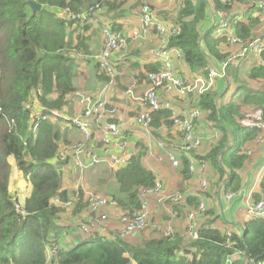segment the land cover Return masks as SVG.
<instances>
[{
    "label": "trees",
    "instance_id": "trees-1",
    "mask_svg": "<svg viewBox=\"0 0 264 264\" xmlns=\"http://www.w3.org/2000/svg\"><path fill=\"white\" fill-rule=\"evenodd\" d=\"M27 1L0 0V264H226L235 252L241 253L240 260L231 264H245L246 260L264 264V220L249 218L242 235L232 233L228 237L214 227L221 217L212 207L203 216L196 238L187 242L181 235L173 234L136 245L97 233L82 234L79 240L74 235L61 241L69 230L72 233L78 230L79 223H60L66 210L53 206L54 198L64 204L72 194L61 190L60 168L66 161L55 164L60 146L67 145L66 131L57 128L49 117L74 92L71 80L75 65L68 51L71 42L67 29L78 21H66L64 10L78 14L85 0H35L42 6L37 13H31ZM106 1V12L114 18L120 17L130 2ZM253 1L246 0L244 21L232 25L234 36L244 41L250 39L263 18L250 5ZM209 7L221 12L231 10L225 0H211V4L207 0H182V7L171 22L178 28V34L170 39L168 47L181 50L184 64L193 72L205 69L209 59L217 64L230 56L222 48L227 39L215 37V26H208L203 33L199 31L209 17L206 13ZM109 29L120 32L115 23ZM158 70L157 64H144L138 77L146 80L147 74ZM241 71V61L232 63L227 78L220 81L223 85L220 83L216 91L201 96L196 103L202 113L197 127H202L203 120L211 122L212 126L204 123V128L219 135L212 147L203 155L199 152L196 158L207 163L216 187L224 182V192L242 188L239 170L249 157L243 149L264 132V52L261 63L248 71L246 80H242ZM250 82L259 86L253 87ZM223 87L222 92H217ZM231 90L229 100L224 102ZM37 107L45 117L39 123L33 119ZM247 110L257 114L254 120L247 118ZM170 114L169 110L152 114L155 132L162 125L171 127ZM135 148L136 153L126 165L113 172L116 191L109 195L117 201L119 211L130 214L140 208V191L155 182L154 175L143 166L146 146L138 141ZM9 160L17 166L19 180L30 188L23 204L9 193ZM188 163V158L182 155L185 177ZM198 197L186 196L181 206L195 208ZM206 197L212 198L211 193ZM253 198L255 201L264 198V176ZM181 208L175 209L181 212ZM74 210L81 213L82 206L77 205ZM71 242L74 244L69 245Z\"/></svg>",
    "mask_w": 264,
    "mask_h": 264
},
{
    "label": "built area",
    "instance_id": "built-area-1",
    "mask_svg": "<svg viewBox=\"0 0 264 264\" xmlns=\"http://www.w3.org/2000/svg\"><path fill=\"white\" fill-rule=\"evenodd\" d=\"M225 2L231 7L235 3H240L242 6L247 5L246 0H225ZM250 5L263 15L261 23L253 29L250 39L244 41L234 36L231 10L229 12L217 11L218 21L215 37H226L230 56L220 60L217 64H213L209 59L205 69L197 70L189 75H182L179 70V68L186 67L183 62L184 53L181 50L168 47L170 39L178 34V28L163 22L158 13L148 4L144 3L140 6L138 11L142 26L146 30L153 31L160 40V45L150 52V58L154 64L159 66V70L147 74L146 80L142 83L137 79L133 80L125 92V96L130 101L140 104L144 109L136 113L130 122L127 118L126 106L123 109L108 108L111 104L107 102L102 92L96 96L88 94L78 96L82 104V113L67 121L78 130L82 139L66 147L63 146L62 154L63 159L71 158L81 173H85L88 168L98 164H104L109 169L117 171L125 166L135 154V151L132 154L127 150L129 144L127 137L141 134L147 140L146 153L149 154L148 158L143 161V166L154 175L155 182L152 187L140 191L141 205L138 210L132 214L129 212L119 213L116 217H112L110 212L119 210L117 201L108 196L95 194L90 190L84 189L82 195L77 191L64 204L59 198H54L53 205L56 207L72 209L77 205L82 206V220L79 223L81 234L97 233L110 240H128L131 236L150 229L153 232L161 233L164 237H171L173 232L170 229V224L183 218V223H186L182 233L183 238L188 241L196 238L203 216L209 209L206 204V195L211 193L207 163L190 155V153H198L204 142V138L200 135L201 127L196 125V122L202 117L196 103L201 96L214 92L217 82L227 78V69L232 63L245 60L255 66L261 63V54L264 52V0H254ZM99 7L100 3L98 2L78 14H74L66 8L64 19L86 24L89 22L90 14ZM234 15L235 13H233ZM102 37L103 46L96 56L97 65L105 76L113 79L116 76V65L113 59L125 46L126 40L121 32H113L106 27L103 28ZM174 61L180 62L181 65H174ZM139 88L142 89L140 95L135 91ZM178 102H186L188 107L178 110L176 107ZM162 110L170 111L171 127L167 128L162 125L155 132L152 127V114ZM52 116L56 117L54 114ZM39 117L36 115V118ZM105 120L115 122L102 127ZM207 123L209 126L213 125L211 122ZM97 130L99 139H96L94 134ZM168 130H172L174 133V140H179L178 145L175 147L166 140H156L155 147L161 153L159 156L153 157V144L150 142L152 134ZM263 145L264 132L259 134L251 146L244 149L243 152L251 156L256 148ZM182 155L188 158L187 176L189 181L180 191L176 188L168 189L165 177L155 169V166L168 164L171 169L180 170ZM197 174L199 175L198 206L180 214L175 208L184 203L186 196L193 197L190 194L193 185L191 181ZM223 184L224 182L220 184L221 188ZM238 193L239 191L228 192L225 194V199L231 201ZM243 210L248 218L264 220V198L255 201L251 194V197L244 200ZM152 218H159L167 229L152 223ZM226 236L230 237L231 233L227 232ZM240 254V252H235L227 259L226 264H231L232 256Z\"/></svg>",
    "mask_w": 264,
    "mask_h": 264
},
{
    "label": "crops",
    "instance_id": "crops-1",
    "mask_svg": "<svg viewBox=\"0 0 264 264\" xmlns=\"http://www.w3.org/2000/svg\"><path fill=\"white\" fill-rule=\"evenodd\" d=\"M137 1L138 0H130V2L126 4L125 11L122 12L120 17L114 18V15L112 13H107L106 8L104 7L105 6L104 2H108V1L85 0V2H82V4L80 5L81 11L89 6H93L98 2L100 3V7L95 11H93V14L91 13L88 23L81 24L78 21V24H71L67 29V34L69 35V40L71 42V49H69L68 51H70V56H71L70 58L73 60L75 65V74L74 76H72V80H71L74 92L69 94L65 98L66 103L60 108V110L52 112V114H54L56 117H53L52 114L49 117L50 122L54 123L57 126V128H60L61 131H66V136H67L66 143L77 142L82 139L78 130L74 126H71L70 122L67 121L69 119L71 120L81 115L82 104L80 103L78 98V96L80 95L88 94L91 96H96L102 92L104 98L107 100L109 104H111V106H108V108L123 109L126 106V109L128 111L127 118L130 122H132V118L135 116L136 113L144 109L143 106H141L140 104L134 101H130L125 96V92L127 88L131 85L133 80L137 79V81H139L140 83L144 81L143 79L141 80L139 79L138 73L141 72L140 70H142V66L144 64L153 63L150 58V52L153 48L160 45V40L153 31L146 30L142 26L138 14L139 7L137 8L134 6ZM144 1L148 2V4L153 10L155 9V11L161 17L163 22L174 26L172 23L168 21V19L163 18V14L161 12L162 11L161 8H163L167 12L174 11V9L170 8L173 5L172 0H144ZM207 1L209 2V4H211V0H207ZM181 7H182V0H178L177 8H175L176 13ZM245 8L246 6H242L240 3H235L233 7H231V11H232L231 16L233 17V24L236 22L244 21L243 13L245 11ZM216 12L217 10H215L213 7H209L207 9L206 13L209 14V17L207 18V21L205 23L203 22L204 24L202 23L199 26V31L201 33H203L206 30V28H208V26L216 27L218 21V17L216 18L217 16ZM233 13H235L234 16ZM235 17H238V19H235ZM111 23H115L116 25H119L120 26L119 31L126 38L125 46L115 55L113 59V62L116 65V76L113 79L107 78L104 75H102V72H100V70L97 67V61H96V56L98 55V53L100 52L103 46V37H102L103 28L105 27L109 28V25ZM214 34H216V31ZM220 37L217 36V38ZM65 41H68V38H66ZM222 48L224 52L230 53V50L227 49V44H224ZM244 62H245L244 68L255 66L254 64L248 62L247 60H245ZM176 64L177 66L181 65L180 62L174 61V65ZM252 67H250V69ZM180 70L182 72L181 73L182 75H187V74L189 75L190 73L191 74L194 73L188 67H182ZM220 83L221 85H223V82H217L216 90L218 89ZM223 90L224 87L221 88V91L218 90L217 92L220 93ZM135 91L140 95L142 89L141 88L135 89ZM229 98L230 96L226 101L225 100L223 101L227 102ZM176 107L178 110H180L188 106L186 102H178ZM37 108L34 109L33 114L40 115L41 109L39 107ZM111 122H115V121L105 120L103 122L102 127H106L107 124ZM207 122L208 121L203 120L202 123L200 135L204 138V142H203V147L199 152H207L212 147L211 144H213L219 139V135L216 136L214 133H210V130L208 128H204V123L207 126H209ZM94 134H95V138L99 139L98 130L95 131ZM174 136L175 135L172 132V130L160 131L159 134L156 135L152 134V138L150 139V142L153 144L152 156L157 157L161 153V151L155 147L156 140H162V139L166 140L169 142V144L176 147L179 143V140L178 141L174 140L173 138ZM127 140L129 142L127 150L129 153L132 154L134 153V151L136 153L135 142L142 141L145 146L147 142V140L141 134H136V136H128ZM176 153L178 152L176 151ZM198 153H190V155L196 157ZM148 156L149 154L147 152L143 161H145L148 158ZM99 165L102 164H98L96 166H92L88 168V170H86L85 173L90 171L91 174L92 173L98 174L99 179H101V181L104 182L103 177L101 176L103 170L100 167L98 168ZM155 169H157V171L165 177L166 187L168 189L172 190L176 188L179 189L180 191L182 187L186 185L187 182L189 181V178L185 177L184 174L182 173V168L180 170H173L170 168L168 164H160L155 166ZM107 171L110 172V177H112L114 181L112 175L114 170L108 168ZM90 172H89V176H90ZM239 174L242 179V188L238 190L239 193L231 201H227L225 199V194H227L228 192H224L221 186L216 187L215 185L216 181H214L213 176H211V178L209 176L212 198H207L206 204L208 208L209 207L214 208L216 214H218L221 217L220 221L217 220L215 221L214 227L223 234L230 232L231 234L233 233L240 236L243 233L244 224L249 219L245 215L243 210L244 200L248 197H251V194L258 191L259 182L264 176V145L259 148H256L255 152L248 157V160L246 161L245 165L239 170ZM12 180H15L12 182V186L19 185V182L16 181V179H12ZM198 180H199V175L197 174L196 177L193 178V181H191L193 185L191 187L190 194H192L193 197L197 195ZM73 185L74 182H71L67 186H63V188L71 191ZM86 187H87L86 190H90L95 194H98L100 196L110 197L109 191L106 188H98L97 190V188L89 187L87 183H86ZM114 187H115V181H114ZM71 198L72 197H70V199ZM180 207H182L181 212H179L180 214H184L186 211L193 210L196 208V207L188 208L187 206H180ZM64 208L65 210L70 212V215L72 216L71 217L72 223L81 222L80 219L81 214L79 215V219H78L77 215L75 214H79V213H74L75 212L74 208L72 209L70 207H64ZM110 213L112 217H116L119 213H124V212L118 210V211H111ZM183 222H184L183 218H180L178 220L173 221L170 224V229L172 230L173 234H178L182 236L183 230L186 226V223ZM152 223L160 226L163 229H167V227L164 225V222H162L159 218L157 219L152 218ZM161 237L164 238V236L161 233L153 232L150 229H148L131 236L127 241L131 242L132 244L138 245L146 241H149L151 239H155V238L158 239ZM183 239L186 242L188 241L185 238ZM238 260H240L239 255H235L231 257V262L232 261L235 262ZM245 264H250V263L248 260H246Z\"/></svg>",
    "mask_w": 264,
    "mask_h": 264
},
{
    "label": "rangeland",
    "instance_id": "rangeland-1",
    "mask_svg": "<svg viewBox=\"0 0 264 264\" xmlns=\"http://www.w3.org/2000/svg\"><path fill=\"white\" fill-rule=\"evenodd\" d=\"M172 1H173V5L170 8L174 9V11L167 12L166 10L161 8V10H162L161 12L163 14V18L168 19V21L170 23L176 17V14H177L176 11H175V8H177L178 0H172ZM144 2L148 3V2H146L144 0H141V1L138 0L136 2L137 3V8ZM154 11H155V9H154ZM244 65H245V62L243 61L242 62V70H243V72L241 71L242 80H246V76L248 74V71H249L250 67H252V66H250V67H245L244 68ZM250 84L253 87H258L259 86L258 83L256 84V83L250 82ZM231 93H232V90L229 91L227 93V95L223 99L226 101ZM246 114H247V118H250L251 120H254V118H256V116H257V114L253 113L251 110H247ZM71 143H73V142H71ZM71 143H67V145H63V146L66 147V146H68ZM63 146H60V149H59V153L60 154L59 153L57 154V157L58 156L59 157H58V159H57V161L55 163L57 165L59 162H63V160L66 161L65 165H62V167L60 168V172L62 174L61 190H68V189H64L63 186H67L69 183L74 182V185L72 186L71 191L68 190L72 195H75L77 191L82 195L83 194V190L87 189L86 183H87V185L89 187L97 188V190H98V188H106V189H108L109 194H111L114 191H116V189H115L116 187H114V181H113L112 177H110V172L107 171L108 168L105 165L102 164V165L98 166V168L100 167L103 170L102 173H101V176L103 177L104 182H102L101 179H99L98 174H94V173L91 174L90 171H88L87 173H81L79 171L78 167H76L74 162L71 160V158L63 159V154H62V147ZM8 162H9V167H11V172H10V177H9V185H8L9 193L15 199H18L20 204H23L24 200L30 195V188H28V185L24 181H20L19 180L17 166L14 164V161L13 160H9ZM67 162H69V163H67ZM89 172H90V176H89ZM209 176L211 178V176H214V175L212 173L210 175V173H209ZM12 179H16V181L19 182V185L12 186V182L15 181V180H12ZM92 184H93V186H92ZM105 184H106V186H105ZM72 195H71V197H72ZM80 214H82V213L75 214V215H77L78 219H79V215ZM62 217H64V218H61L60 223L68 224V225H72L73 224L72 221H71V217L72 216L70 215L69 211L66 210V213L63 214ZM80 219L82 220V216L81 215H80ZM74 235L77 237L78 240L82 238L81 237L82 235L79 233L78 230H75L73 233L70 232V230H69L68 232H66L63 235V237L61 238V241H64L65 239L70 238L72 236L74 237ZM73 244L74 243L71 242L69 245H73ZM73 247L74 246H71L69 248L72 249Z\"/></svg>",
    "mask_w": 264,
    "mask_h": 264
},
{
    "label": "water",
    "instance_id": "water-1",
    "mask_svg": "<svg viewBox=\"0 0 264 264\" xmlns=\"http://www.w3.org/2000/svg\"><path fill=\"white\" fill-rule=\"evenodd\" d=\"M27 5L31 13H37L41 11V5L33 0H28Z\"/></svg>",
    "mask_w": 264,
    "mask_h": 264
},
{
    "label": "clouds",
    "instance_id": "clouds-1",
    "mask_svg": "<svg viewBox=\"0 0 264 264\" xmlns=\"http://www.w3.org/2000/svg\"><path fill=\"white\" fill-rule=\"evenodd\" d=\"M142 4H144V3H142ZM142 4H141V5H142ZM146 4H148V3H146ZM141 5H140V6H141ZM148 5H149V4H148ZM140 6H139V8H140ZM149 6H150V5H149ZM139 8H138V10H139ZM151 9H152V8H151ZM138 14H139V11H138ZM175 27H176V26H175ZM51 113H52V112H51ZM36 115H37V114H33V119H34L37 123H39V119L43 120L41 115H39V116H40L39 118H36ZM252 199L254 200V198H253V194H252Z\"/></svg>",
    "mask_w": 264,
    "mask_h": 264
}]
</instances>
